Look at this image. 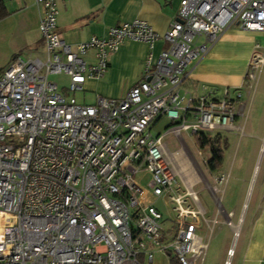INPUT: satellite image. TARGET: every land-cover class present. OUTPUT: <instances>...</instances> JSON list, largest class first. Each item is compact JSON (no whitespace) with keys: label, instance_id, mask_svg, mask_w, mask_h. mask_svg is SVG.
<instances>
[{"label":"built area","instance_id":"built-area-1","mask_svg":"<svg viewBox=\"0 0 264 264\" xmlns=\"http://www.w3.org/2000/svg\"><path fill=\"white\" fill-rule=\"evenodd\" d=\"M59 1L35 0L44 56L16 55L0 71V264H144L157 253L203 264L208 240L200 225L209 239L221 221L235 224L205 215L178 176L180 150L169 153L163 137L242 131L235 124L240 92L232 98L204 85L194 94L183 81L188 65L231 24L264 32V0H180L163 34L134 19L74 45L57 31ZM160 38L169 45L154 56ZM125 40L150 48L141 79L123 97L78 102L74 93L105 73ZM263 63L252 54L250 85ZM56 74L67 77L65 86L49 79ZM161 116L169 124L154 134ZM228 179L229 172L213 174L210 190L222 194ZM157 200L171 205L170 226ZM226 254L231 264L233 247Z\"/></svg>","mask_w":264,"mask_h":264},{"label":"crops","instance_id":"crops-1","mask_svg":"<svg viewBox=\"0 0 264 264\" xmlns=\"http://www.w3.org/2000/svg\"><path fill=\"white\" fill-rule=\"evenodd\" d=\"M6 1L4 0V3L9 14L0 20V53L2 49L7 52H4L6 57L3 63L8 64L14 56L20 55L23 47L28 48L25 50L27 57H43L44 42L39 31L40 9L35 0H22L23 4H19L18 0H9L12 7H8ZM179 5L180 0H60L57 31L64 41L74 45L93 35H106L110 26L141 19L147 21L156 32L163 34L170 21L176 17ZM203 41L204 36L196 38L197 43ZM168 45L167 41L160 38L153 43L151 51L157 56L162 49L168 48ZM149 51L150 48L144 41L125 40L109 56L105 73L99 79H88L82 93L79 92L82 95L77 96V92L74 93L77 101L92 104L98 95L123 97L143 76V63ZM255 52L264 57V32L247 31L238 23H233L203 56L188 65L187 76L183 81V86L194 94L201 93L204 85L209 86L217 95L227 93L233 98L236 92L241 94L236 105L238 110L242 106V114L237 115L235 124L242 126V131L222 132L226 148L231 143L229 136L238 134L247 142L235 167V182L230 186L232 197L237 196L232 203L236 204V208L227 212L220 208L224 215L222 220L228 219L233 224L238 222L233 228L222 221L218 223L224 227L221 248L218 249V264H224L227 250L231 247L234 249L231 264H264V63L255 85H250L246 79L249 62ZM6 65H3V68ZM86 93H91L90 97L86 96ZM162 118L164 116L158 118L151 128H156L157 134L169 124L168 118L165 117L166 124L160 126ZM179 150L181 171L178 176H181L184 185L192 190L200 185L199 191L194 190L196 193L204 192L207 198L220 204L229 183L232 164L228 170L229 179L224 192L213 193L209 187L213 183L212 175L225 172L220 168L221 163L217 169L209 170V174H205L197 166L200 172L198 176L191 160L187 156L183 158L182 147ZM257 153L260 157L259 164L253 162ZM189 177L195 178L191 181ZM198 204L206 216L217 215L219 218L217 209L213 212L212 208H207L199 198ZM232 217H236L235 222ZM201 228L205 226L201 224L198 232ZM200 234L208 240L203 263L205 264L212 234L209 239L201 231Z\"/></svg>","mask_w":264,"mask_h":264},{"label":"rangeland","instance_id":"rangeland-1","mask_svg":"<svg viewBox=\"0 0 264 264\" xmlns=\"http://www.w3.org/2000/svg\"><path fill=\"white\" fill-rule=\"evenodd\" d=\"M19 4H23L22 0H18ZM6 4L8 7H12L11 4L9 5V0L6 1ZM10 44V43H8ZM11 46V45H10ZM28 50V48L23 47L22 51L19 53L21 56L23 57H27L26 51ZM2 53H0V71L1 68H3V65H6L5 63V53H7L5 50H1ZM5 52V53H4ZM4 53V54H3ZM49 79L52 81H56L60 83V87L61 86H65L67 83V77L63 74H56V75H50ZM82 93L81 91L77 92V96L82 95L80 93ZM85 95V94H84ZM91 93H86V96L90 97ZM166 124V118H162L160 120L159 125H165ZM165 130V129H164ZM161 131V133L164 132ZM152 132L154 134H157V129L153 128ZM213 136H219L221 138L220 141V146L221 148L224 150V156L221 162V170H224L225 172H228L230 165L232 164V171H231V175H230V179H229V183L225 189V193L222 195V199L220 201V204H217L215 202H213L211 199L207 198L206 194L204 192H198L197 196L199 198V200L207 207H211L213 212L216 209L222 208L223 211L227 212L229 209L231 208H236V204H232L233 201L236 199L237 196L232 197V195L230 194V186L232 185L233 182H235L234 177L236 175L235 172V167L237 166V164L239 163V160L241 158V154L242 151L244 149V147H246L247 142L245 141L244 138L239 137L238 134L234 135V136H229V141L231 142L228 146V148H226L225 145V136L222 134V132H219V134L214 133ZM163 142L165 144V146L167 147V150L169 153L174 152L175 150H178L179 148L182 147L183 151V158L187 156V158L189 160H191L192 164L194 165V168L197 170V166H199L201 168V170L203 172H205V174H209L210 171L208 169V167L206 166V164H204L203 160H208L209 158V147L204 146V147H199L197 145L196 142V138L194 135L189 134V133H185L183 132L180 138L174 137L173 134L171 133H167L164 135L163 137ZM217 147L219 146V144H215ZM201 151V155L198 154V151ZM258 153L256 155V157L254 158L253 162H256V164L260 163V157L258 156ZM179 158V157H178ZM180 161V160H179ZM179 161H174V165L180 167V162ZM255 164V163H254ZM197 174L198 176H200V172H198L197 170ZM141 176V175H139ZM190 178V177H189ZM193 178H190V180L192 181ZM149 180V177L147 175H143L141 177V183L143 185V187H147V182ZM199 187L195 186L193 187V189L197 192L199 191ZM220 195V194H219ZM156 206L158 207V209H160L163 213L164 219L165 221L163 222L164 226H170V223L167 221L166 218H174L175 214L172 212V210L170 209L171 205H166L163 203L162 200H157L156 202ZM208 218H212L213 216H207ZM224 218L223 212L220 210V215H219V220H222ZM236 217H232V221L235 222ZM238 221H236L237 224ZM201 233H203L204 235H207L205 228H201L200 229ZM199 231V233H200ZM223 233H224V227L221 224H218L215 226L214 228V232L211 236V240H210V248L207 254V258H206V262L205 264H218V258H219V250L221 248L220 245V241L223 238ZM233 237H231V241H232ZM173 258L172 255H168V254H161V253H157L155 254V258L154 261L152 263H148L145 262L144 264H169L170 260Z\"/></svg>","mask_w":264,"mask_h":264},{"label":"trees","instance_id":"trees-1","mask_svg":"<svg viewBox=\"0 0 264 264\" xmlns=\"http://www.w3.org/2000/svg\"><path fill=\"white\" fill-rule=\"evenodd\" d=\"M9 14L4 0H0V20L6 17ZM196 142L199 147L207 146L209 147V158L207 160L206 166L210 171L215 170L219 167L222 156H223V149L220 146L221 138L219 136H211L210 134H203L196 135ZM215 144H219L217 147ZM169 264H180L178 260L173 257L170 260Z\"/></svg>","mask_w":264,"mask_h":264}]
</instances>
